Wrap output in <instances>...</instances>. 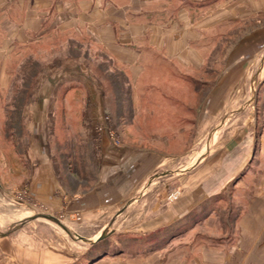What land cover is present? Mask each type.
I'll return each instance as SVG.
<instances>
[{"label": "rangeland", "instance_id": "obj_1", "mask_svg": "<svg viewBox=\"0 0 264 264\" xmlns=\"http://www.w3.org/2000/svg\"><path fill=\"white\" fill-rule=\"evenodd\" d=\"M95 1L99 8L110 5L116 18H126L133 24L167 26L176 21L180 12H186L187 19L197 25L200 20L210 24L218 19L209 28L198 29L202 35L198 44L189 42L203 58L201 69H181L201 85L176 79L166 67L160 69V63L149 60L141 82L153 85L156 93H147V97L135 101L128 85L123 84L128 72L81 29L65 31L62 38L53 35L47 43L32 48L15 46L6 65V73L12 76L11 85L7 90L0 86V264H264V183L258 171L263 162L258 158V147L264 128V9L256 10L249 19H240L238 13H232L239 0ZM69 5L67 0L62 2L65 8ZM45 23L55 24V18L49 17ZM4 24H0V30ZM21 56L23 59L19 60ZM61 56L86 58L88 71L112 89V100L107 101L104 116L109 117L114 130L113 146L163 149L164 142L169 141L167 151L171 156L132 195L87 215L72 210L70 197H59L64 199L63 206L56 208L57 198L46 206L29 194L33 168L24 156V96L41 61ZM175 73L180 75L178 70ZM221 78L222 94H211L215 81L220 82ZM238 90L249 93L248 100L234 104ZM61 108L59 105L58 114ZM238 118V124L230 128ZM67 123H62L60 115L57 117L56 125L50 128L59 129L55 137H50L51 143L65 144L67 139L75 142L81 137L75 133L67 135L63 131ZM152 123L157 128H151ZM250 129L255 154L251 165L244 167L250 176L243 183L230 179L218 188L216 176L228 165L226 152H232L231 148ZM156 133L160 144L152 140ZM100 145L95 146L96 155ZM50 152L62 162L61 171L70 176L66 181L62 179L66 188L74 191L75 165L73 168L65 158L63 149L52 148ZM64 152L69 154L72 150ZM83 153L80 156L87 161L91 152ZM201 168L213 170L210 181L200 180ZM203 185L218 188V193L205 198ZM252 201L255 219L250 215L242 224ZM180 210H186V214L171 220L172 214ZM251 222L260 227L248 229ZM106 231L110 235L94 242Z\"/></svg>", "mask_w": 264, "mask_h": 264}, {"label": "crops", "instance_id": "obj_2", "mask_svg": "<svg viewBox=\"0 0 264 264\" xmlns=\"http://www.w3.org/2000/svg\"><path fill=\"white\" fill-rule=\"evenodd\" d=\"M63 1L0 0V24L5 23L3 25L5 28L0 30V86L3 89L7 90L11 85L12 76L6 73V65L7 58L15 51V46L32 48L47 43L50 40L48 38H52L53 35L62 38L65 31L81 29L85 30L91 42L97 43L117 64L124 67L129 74L127 81L132 99L136 101L139 97L142 100L143 97H147V93H156L153 85L141 82L144 72L148 70L146 66L149 60L160 63L161 66H158L160 69L170 68L167 73L176 79L180 78L176 76L175 70L184 77H191L181 69L195 67L201 69L203 58L197 49L189 45V42L198 44L202 37L198 29H207L219 21L214 19L209 24L207 20H200L198 25V22L192 24L187 19V13L180 12L176 21L166 24L167 26L133 24L126 22V18H116L110 5H107L109 8H99L100 4L95 0H67L70 4L67 8L62 6ZM243 1L246 2L243 4L241 3ZM262 9H264V0H239L234 4L232 13H238L240 19H249L254 15L253 12ZM49 17L55 18V24L45 23ZM146 51H150L151 55L145 54ZM24 52L27 53L26 50ZM24 52L22 55L26 54ZM144 54L147 57L142 61ZM22 59L21 56L19 60ZM83 59L73 60L70 56H61L41 61L40 68L31 76L34 88L24 96L26 103L22 115L27 117L23 128L26 139L24 156L33 168L29 194L46 206H51L53 199L57 198L54 203L56 208L63 206L61 203L64 199L59 200V197L65 199L70 197L72 210L87 215L119 204L132 195L145 178L157 171L162 161L171 154L167 151L169 141L164 142L163 149H160V146H157V149H141L128 145L113 146L106 136H100L99 155H96L94 127L102 122L101 118L107 110L106 103L112 100L110 98L113 92L90 70L88 71L89 61ZM81 60L84 62L81 63ZM13 70L15 74V68ZM217 80L211 94H218L220 91L223 78L220 82ZM239 90L233 101L234 104L248 100L249 93H240ZM204 99L207 101V98ZM59 105L62 108L58 114ZM137 109L136 104L135 110ZM246 110L248 111V108ZM59 115L62 123L68 122L67 127L64 125L63 128L67 135L81 134L77 141L74 142L70 138L65 144H60V141L51 143L50 137H55V132L59 128L50 127L57 123ZM142 116L143 114L140 119ZM239 121L240 118L236 119L230 124V128H234ZM151 128L157 126H153L152 123ZM152 140L160 144L159 134H152ZM252 147L253 134L250 129L246 136H243L242 141L231 148L232 152L227 150L228 165L223 166L224 170L220 171V176H216L218 188L227 185L233 178L235 183H243L248 179L250 172L249 169L244 170V167L253 162L255 153ZM52 148L63 149L65 158L71 161L73 168L75 165L72 172V175H76V178L72 176V179H77L74 191H69L63 183L69 175H65L64 170L61 171L59 168L63 164L51 155ZM258 148V158L263 159V162L259 163L258 171L262 174L261 180L264 183V128ZM66 149L72 152L66 154L64 152ZM84 150L91 152V157H86L87 161L80 156L81 153L84 154ZM211 171L213 170L201 168L200 180L210 181ZM83 183L86 185L84 186ZM218 188H204V197L217 194ZM253 207L252 201L247 205L246 214L240 223H246L250 215L255 219ZM255 209L259 211L257 207ZM185 211L174 212L171 220L186 214ZM254 219L253 221H256ZM258 225L257 222H251L247 228L257 229L260 227Z\"/></svg>", "mask_w": 264, "mask_h": 264}, {"label": "built area", "instance_id": "obj_3", "mask_svg": "<svg viewBox=\"0 0 264 264\" xmlns=\"http://www.w3.org/2000/svg\"><path fill=\"white\" fill-rule=\"evenodd\" d=\"M94 127V143H100V136H107V138L115 144L114 130L110 126V119L104 116L103 121ZM113 130V131H112Z\"/></svg>", "mask_w": 264, "mask_h": 264}, {"label": "trees", "instance_id": "obj_4", "mask_svg": "<svg viewBox=\"0 0 264 264\" xmlns=\"http://www.w3.org/2000/svg\"><path fill=\"white\" fill-rule=\"evenodd\" d=\"M29 68H31V67H28L27 69H29ZM170 71V68H168L167 67V69H166V71ZM23 76H24V71H23V73H21ZM102 74V73H101ZM176 76H177V73H176ZM177 77H179L180 79H182V80H186V82H188V83H190L191 85H195V86H197V85H201L198 81H195L192 77H189V76H182V75H178ZM123 84L125 85V84H127L128 86V91H129V93H130V89H129V83H128V81H126V82H124L123 81ZM33 88H34V81H33V79H31L30 80V82H29V84H28V86H27V88H26V92L25 93H28V92H31L32 90H33ZM12 89H15V88H12ZM23 90V88H21V91ZM18 89L16 90V92L14 91V94H13V97L11 98V101L13 102V100L17 97V94H18ZM13 107H15V106H13ZM130 110H131V113H132V107H130ZM9 122H12V121H9ZM92 258V257H91Z\"/></svg>", "mask_w": 264, "mask_h": 264}, {"label": "water", "instance_id": "obj_5", "mask_svg": "<svg viewBox=\"0 0 264 264\" xmlns=\"http://www.w3.org/2000/svg\"><path fill=\"white\" fill-rule=\"evenodd\" d=\"M111 232H102L101 234H99V236L95 239L94 242H99L103 239H105L108 235H110Z\"/></svg>", "mask_w": 264, "mask_h": 264}]
</instances>
